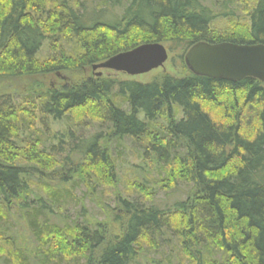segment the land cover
<instances>
[{
  "label": "trees",
  "instance_id": "obj_1",
  "mask_svg": "<svg viewBox=\"0 0 264 264\" xmlns=\"http://www.w3.org/2000/svg\"><path fill=\"white\" fill-rule=\"evenodd\" d=\"M198 42L264 45V0H0V79L72 77L0 96V264H264V84L192 75ZM146 43L186 72L86 74ZM79 186L103 220H67Z\"/></svg>",
  "mask_w": 264,
  "mask_h": 264
},
{
  "label": "water",
  "instance_id": "obj_2",
  "mask_svg": "<svg viewBox=\"0 0 264 264\" xmlns=\"http://www.w3.org/2000/svg\"><path fill=\"white\" fill-rule=\"evenodd\" d=\"M182 59L186 69L197 77L236 83L252 78L264 84L263 44L198 42L190 46ZM166 61L167 50L161 43H146L92 66V71L106 70L135 78L162 67ZM96 76L101 77L102 73Z\"/></svg>",
  "mask_w": 264,
  "mask_h": 264
},
{
  "label": "rangeland",
  "instance_id": "obj_3",
  "mask_svg": "<svg viewBox=\"0 0 264 264\" xmlns=\"http://www.w3.org/2000/svg\"><path fill=\"white\" fill-rule=\"evenodd\" d=\"M220 26V25H219ZM222 27V26H221ZM164 48L167 50V61L164 63L162 67H159L156 70H152L148 72V74L136 76L135 78L129 77L126 74L123 75L121 73H115L110 72L106 70L102 71H88L86 72L87 75H93L96 76V73H102L101 78H109V79H117L120 81H134V82H140V83H148L154 78L159 77L160 75L168 74L173 75L176 77H180L182 74L186 72V70L182 67V60L178 59L177 51L170 52L168 44H162ZM184 62V61H183ZM68 75H60L59 77L55 76H46V77H23V78H17L12 80L7 79H0V96L1 95H19L24 96L26 93L35 92V90L44 88L48 86L49 84L51 86H58L63 83H67V81H71L72 77ZM71 78V79H70ZM127 160V157L125 158ZM131 160V156H129L128 161ZM131 163L134 164V160L132 159L131 162L126 163V161L123 162V165L128 168ZM135 164H139L135 162ZM80 190H76L74 192V199L73 202H71L70 206L67 209V213L65 214V217L68 221H81V217L84 216L87 219H90L92 221H101L104 218V214L101 212L100 208L95 205V201H93V197L87 192L83 186H79ZM176 191V192H175ZM171 195L172 198L170 201L177 200H183L185 199V192L187 191V187L184 185H179L176 190ZM109 193H107V196L97 194L98 199L100 198L103 203H105L107 206L112 207L114 204V198L112 197V194H110V197L108 196ZM162 192H156V201L162 202L165 199V196ZM108 197V198H107ZM111 197L113 201L111 200ZM81 201V202H80ZM84 205L85 212L80 211V206ZM11 236H14L18 239V244L22 243L24 240H27L29 236H27V231L24 225H15L13 226V229L11 230ZM28 243V241H27ZM149 257L153 261V263H156L157 261H163V258H166V253L160 254L156 253V255L149 254ZM143 263V262H141ZM143 264H151L149 261H145Z\"/></svg>",
  "mask_w": 264,
  "mask_h": 264
}]
</instances>
